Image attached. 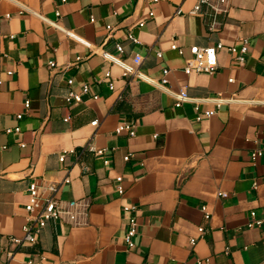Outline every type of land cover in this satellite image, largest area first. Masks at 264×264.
<instances>
[{
  "label": "crops",
  "instance_id": "crops-1",
  "mask_svg": "<svg viewBox=\"0 0 264 264\" xmlns=\"http://www.w3.org/2000/svg\"><path fill=\"white\" fill-rule=\"evenodd\" d=\"M228 1L214 18L190 15L195 0H0V264H264V225L248 227L252 212L264 217V159L250 160L264 142V0ZM241 39L244 63L224 49L215 74H185L191 48ZM102 51L155 81L169 69L167 87L190 100L176 106ZM123 123L134 136L116 133ZM34 180L61 185L59 206L76 220L63 214L16 246ZM125 206L138 209L131 251Z\"/></svg>",
  "mask_w": 264,
  "mask_h": 264
},
{
  "label": "built area",
  "instance_id": "built-area-1",
  "mask_svg": "<svg viewBox=\"0 0 264 264\" xmlns=\"http://www.w3.org/2000/svg\"><path fill=\"white\" fill-rule=\"evenodd\" d=\"M196 5L194 8L188 12L190 15H201L204 8H206L208 11H210L214 18L221 14H225L228 12V0H195ZM62 2L65 4L67 0H62ZM17 6L20 9V12H26V13H33L29 8L26 6L16 2ZM185 12L182 9H179L177 11V15H182ZM57 18L60 17V12L56 11ZM154 14L151 12L150 17H153ZM216 21L211 26V30H214ZM141 26L144 25V23L140 24ZM110 29V28H109ZM66 33L79 40L80 42L86 44L89 46L87 42H84L83 40L77 38L73 33L67 32ZM129 39L132 40L135 43H138V40H136L133 36L129 35ZM242 46L237 49L235 47L229 46L226 47L222 42L217 43L215 46L208 47V48H198L193 47L190 49L191 57L186 60V65L184 68L185 74H191L193 72L197 74H209L213 75L218 71L219 65H218V53L219 51H222L226 49L233 55V59L244 63L246 60V55L248 54V40L247 39H241ZM118 52H123V47L121 45L117 46ZM172 50H178L181 54L182 51L178 49L176 45L172 46ZM102 58L105 61L111 62L113 64L120 65L124 72V77H137L140 80L149 82L150 84H154L155 86H158L168 93L172 94L176 99V106H181L185 101L190 100L186 93L180 92L175 93L172 92L170 88L167 87L168 85V75L170 74L169 69H164L163 71V78L160 81H155L150 78H148L144 73L140 72L137 68L127 65L123 61L117 59L115 56H113L110 53L102 51ZM159 57H162V54H159ZM51 66H54L53 63L50 64ZM12 74V73H10ZM110 74H107V77H109ZM1 83V81H0ZM70 84L72 81L69 82ZM110 89H113V85L110 84ZM89 91V87L85 86L83 89V93H87ZM223 100V99H218ZM67 101L70 102H81V96L78 94L70 93ZM30 107V102L26 101L25 108L28 109ZM215 114V112H208L206 116L208 118L212 117ZM24 114H19L17 118L20 120L22 119ZM69 119H66L68 121ZM97 121L93 122L92 125L96 126ZM16 131H19V128H16ZM117 134L122 133H128L130 136L135 135L134 131V125L129 123H123L120 124L116 129ZM23 146V144H22ZM97 154L102 155L104 154V150H95ZM130 159V156H127L124 158V161H128ZM261 159H264V142L259 145L257 149H255L251 156L250 160L253 164H257ZM65 160V154H63L60 157V161L64 162ZM105 165L109 166V161L105 160ZM70 183L69 179H65L62 184H68ZM61 185H54V184H47V185H40L37 180H34L28 189L29 192V202L26 204L25 209L28 213V222L23 227L24 229V236L22 238H11L10 241L16 245V246H24V245H30L35 244L38 240L39 235L41 232L46 228L49 221L61 218L63 214L70 215V217L74 220H76V214L71 210H63L59 206V200H58V193L60 191ZM115 189L118 192L120 196L124 195V186H123V178L122 176H118L116 178V185ZM221 197L225 198L226 195L222 194ZM70 208L73 209L76 206H78L77 202H70L69 204ZM124 212L128 215V227L126 230V233L124 235V243L126 246V249L128 251L133 250L136 247L135 244V237L137 235V207L136 206H125ZM205 218L208 220L210 219V213L206 206L202 208ZM251 222L248 224V227L250 228H260L264 225V217L263 219H257L256 218V212L251 213ZM200 233H205V228L201 227L199 229ZM196 239L191 240V244L195 245ZM32 264V263H29ZM199 264H211L209 260L206 261H200Z\"/></svg>",
  "mask_w": 264,
  "mask_h": 264
}]
</instances>
